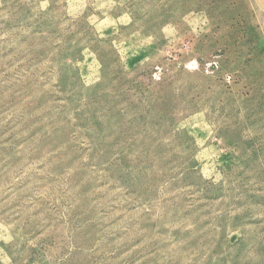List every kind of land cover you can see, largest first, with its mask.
Returning <instances> with one entry per match:
<instances>
[{"label":"rangeland","instance_id":"374dc122","mask_svg":"<svg viewBox=\"0 0 264 264\" xmlns=\"http://www.w3.org/2000/svg\"><path fill=\"white\" fill-rule=\"evenodd\" d=\"M0 264H264V0H0Z\"/></svg>","mask_w":264,"mask_h":264}]
</instances>
